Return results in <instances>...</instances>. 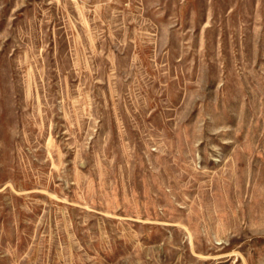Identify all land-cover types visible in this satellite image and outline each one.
I'll use <instances>...</instances> for the list:
<instances>
[{"label": "rangeland", "instance_id": "obj_1", "mask_svg": "<svg viewBox=\"0 0 264 264\" xmlns=\"http://www.w3.org/2000/svg\"><path fill=\"white\" fill-rule=\"evenodd\" d=\"M0 264H264V0H0Z\"/></svg>", "mask_w": 264, "mask_h": 264}]
</instances>
